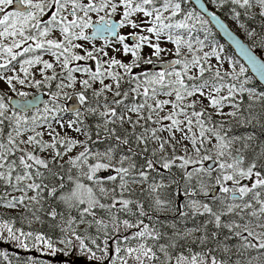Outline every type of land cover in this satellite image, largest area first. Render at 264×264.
<instances>
[{"label": "snow or ice", "instance_id": "obj_1", "mask_svg": "<svg viewBox=\"0 0 264 264\" xmlns=\"http://www.w3.org/2000/svg\"><path fill=\"white\" fill-rule=\"evenodd\" d=\"M262 52L264 0H0V264H264Z\"/></svg>", "mask_w": 264, "mask_h": 264}, {"label": "water", "instance_id": "obj_2", "mask_svg": "<svg viewBox=\"0 0 264 264\" xmlns=\"http://www.w3.org/2000/svg\"><path fill=\"white\" fill-rule=\"evenodd\" d=\"M210 8H211V7H210ZM213 11H215V10L213 9ZM226 24H227V26L229 27V29H230L231 31H233L234 35L237 36L238 39H240L241 41L244 40L243 36H241L240 34H238L237 31L233 30V28L229 25V23L226 22ZM215 32H216L218 38H219V39H220V40H221V41H222V42H223V43H224V44H225V45L231 50V52L233 53V55H234V56H237V58L240 59V62H242V63H246L245 61H243L242 58H239V57H238V50H236V49L234 48V46H232V45L230 44V42L227 41V37L224 36V34H223V30L216 29ZM38 94L41 95L42 98H45V96H44L43 93H38Z\"/></svg>", "mask_w": 264, "mask_h": 264}, {"label": "rangeland", "instance_id": "obj_3", "mask_svg": "<svg viewBox=\"0 0 264 264\" xmlns=\"http://www.w3.org/2000/svg\"><path fill=\"white\" fill-rule=\"evenodd\" d=\"M229 22H230V24H231V25L237 30L238 34H240L241 36H243V38H245L244 33H243V32L237 27V25H236L232 20H230ZM217 42L225 46V48H226V52H227L228 54L233 55V53H231V52L229 51V48H228V47H227V46H226L221 40H217ZM110 54H112V53H110ZM4 87H5L4 85L0 84V88H4ZM5 90H6V88H5ZM41 93L44 94L45 98L47 97V93H46V91L41 92ZM37 94H38V93H37Z\"/></svg>", "mask_w": 264, "mask_h": 264}, {"label": "trees", "instance_id": "obj_4", "mask_svg": "<svg viewBox=\"0 0 264 264\" xmlns=\"http://www.w3.org/2000/svg\"><path fill=\"white\" fill-rule=\"evenodd\" d=\"M209 7H212L211 5H209ZM215 10V9H214ZM222 15V14H221ZM225 20H226V22L227 23H229V25L233 28V30H235V31H237L231 24H230V19H227V18H225ZM214 35H215V37H216V40H220L219 38H218V36H217V34H216V32H214ZM245 39V38H244ZM229 51L231 52V50L229 49ZM232 53V52H231ZM261 55H264V52H262L261 53Z\"/></svg>", "mask_w": 264, "mask_h": 264}]
</instances>
